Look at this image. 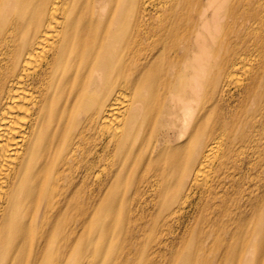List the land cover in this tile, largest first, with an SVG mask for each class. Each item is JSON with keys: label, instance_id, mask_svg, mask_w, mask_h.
<instances>
[{"label": "bare ground", "instance_id": "bare-ground-1", "mask_svg": "<svg viewBox=\"0 0 264 264\" xmlns=\"http://www.w3.org/2000/svg\"><path fill=\"white\" fill-rule=\"evenodd\" d=\"M262 138L264 0H0V264H263Z\"/></svg>", "mask_w": 264, "mask_h": 264}, {"label": "rangeland", "instance_id": "rangeland-1", "mask_svg": "<svg viewBox=\"0 0 264 264\" xmlns=\"http://www.w3.org/2000/svg\"><path fill=\"white\" fill-rule=\"evenodd\" d=\"M261 141H264V138H262ZM261 151H263V150H261ZM207 173H208V171H207ZM153 240H155V238H154V236H152V234H146V235H144L141 238L140 242H139L140 243V245H139L140 249L136 253H144V252L151 253L150 252L151 251L150 250V245L152 246V248L154 247ZM168 240H169L168 241V244H170V242L172 241V238L170 237V238H168ZM185 241H186L184 243L185 245H183L181 247H179V245H178L176 247V248L179 247L177 249V251H180V252H178L180 254L176 257V264H184L185 263V260L187 258V254L186 253H190L189 250L191 248H193V246L195 244V240L194 239H192V240L189 239V240H185ZM212 242H213V239L212 238L209 239V240L207 239V241H206V243H208V244H212ZM212 252L217 253L216 248H213L212 249ZM206 253H208V252H206ZM209 253H210V251H209ZM246 254H248V255H245L244 254L245 255L244 257L247 259V261H249V264H256V263H254L255 262L254 256L251 253L250 254L249 253H246ZM262 258H263V261H264V255H263ZM165 263H163V264H165ZM161 264H162V262H161Z\"/></svg>", "mask_w": 264, "mask_h": 264}]
</instances>
